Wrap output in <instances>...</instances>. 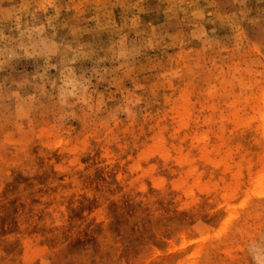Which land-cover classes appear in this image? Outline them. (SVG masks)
Masks as SVG:
<instances>
[{"label":"rangeland","instance_id":"obj_1","mask_svg":"<svg viewBox=\"0 0 264 264\" xmlns=\"http://www.w3.org/2000/svg\"><path fill=\"white\" fill-rule=\"evenodd\" d=\"M0 264H264V0H0Z\"/></svg>","mask_w":264,"mask_h":264}]
</instances>
